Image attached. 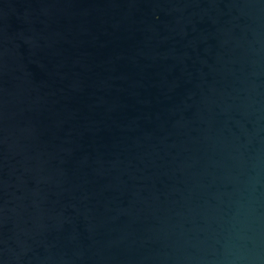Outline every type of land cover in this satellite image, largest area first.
Returning a JSON list of instances; mask_svg holds the SVG:
<instances>
[{
	"label": "water",
	"instance_id": "water-1",
	"mask_svg": "<svg viewBox=\"0 0 264 264\" xmlns=\"http://www.w3.org/2000/svg\"><path fill=\"white\" fill-rule=\"evenodd\" d=\"M0 264H264V0H0Z\"/></svg>",
	"mask_w": 264,
	"mask_h": 264
}]
</instances>
